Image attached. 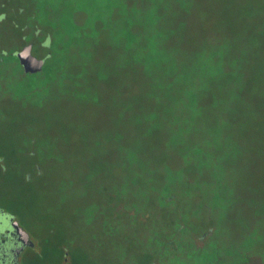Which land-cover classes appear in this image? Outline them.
<instances>
[{
  "label": "rangeland",
  "instance_id": "rangeland-1",
  "mask_svg": "<svg viewBox=\"0 0 264 264\" xmlns=\"http://www.w3.org/2000/svg\"><path fill=\"white\" fill-rule=\"evenodd\" d=\"M10 1L8 20L16 1L27 2ZM141 6L148 15L135 14ZM0 28L8 34L0 35V42L14 47L18 28L5 20ZM124 28L118 44L107 38L98 44L81 75L73 68L76 83L65 77V86L42 105H24L14 97L5 107L1 188L28 209L30 232L57 244L73 224L84 237L86 213L105 201L108 189L133 180L140 197L152 196L155 189L144 183L141 170L151 167L157 186L171 184L178 169L195 167L183 163L189 155L188 160L200 161L198 181L205 188L214 165L224 168L229 187L219 191L215 222L227 246L245 249L247 244L232 243L247 240L243 236L250 228L259 241L264 229V0H126ZM114 29L117 35L118 26ZM22 122L30 127L31 139L41 129L50 139L39 137L32 148L19 149L17 143L16 153L6 152ZM46 140L54 147H44ZM13 156L22 163H14ZM129 156L138 160L137 168L127 163ZM24 162L28 181L18 182ZM105 184L111 188L102 191ZM56 216L63 220L60 227ZM53 222L57 227L49 231L45 225ZM69 241L64 238L61 252L72 255ZM89 245L96 264L115 263L103 243ZM45 247L48 251L50 244Z\"/></svg>",
  "mask_w": 264,
  "mask_h": 264
},
{
  "label": "flooded vegetation",
  "instance_id": "flooded-vegetation-1",
  "mask_svg": "<svg viewBox=\"0 0 264 264\" xmlns=\"http://www.w3.org/2000/svg\"><path fill=\"white\" fill-rule=\"evenodd\" d=\"M84 1L91 8H86L78 0H33L34 12L29 9V0L26 3L16 1V7L12 9L13 17L8 20L6 15L11 1L0 0V27L5 20L7 26L18 28L14 47L11 44L3 45L0 38V118H6L8 112L5 107L10 108L14 97L23 100L24 105L38 106L52 91L61 85L65 86V77L69 80L73 77L76 83L73 68L76 73L79 70L81 75L91 55L96 54L98 44L107 38L115 45V42L118 44L120 38L125 37L126 0ZM135 14L148 15L142 12V6ZM116 25L117 35L114 34ZM0 30L2 37L8 35L3 31L6 28ZM28 44L31 45V54L42 61L40 69L34 72L26 69L18 56ZM29 128L26 129L25 123L22 128L16 129L15 136L5 145V151L16 153L13 147L17 143L19 149L32 148L39 137L50 139L43 129L31 135V139L27 135ZM5 135L0 134V146ZM43 143L46 148L53 146L49 140ZM188 159L189 155H185L183 163H192L195 167L189 171H184V167L178 169L171 184L167 181L157 186L154 184L156 174L152 168L141 170L146 179L144 183L155 189L152 196L140 197L141 193L136 189H141L133 184V180H128L129 185L117 183L121 186L116 185L117 188L113 189L118 190L108 189L104 195L105 201L87 211L85 219L89 224H86L87 233L84 237L73 224L71 232H67L64 227L65 232L61 233L57 244L42 242L38 234L30 232L26 225L28 209L21 208L16 203V197L9 196L0 186V264H96L89 257L93 250L89 244L102 243L105 253L111 256L114 264H264L263 228V234L257 237L259 241L254 240L255 232L250 228L249 233L243 236L247 240L232 243L247 244L246 248H230L227 246L226 234L215 222L217 208H220L217 202L219 191L229 187L222 177L221 170L224 168L214 165L215 177L211 172L210 179L213 180L210 187L205 188L206 184L201 179L198 181L202 170V167H198L200 161ZM126 160L135 168L138 167V160L134 156ZM13 162L22 163L18 159ZM26 166L24 162L23 176L18 182L28 181ZM107 188L111 187L106 184L100 187L102 191ZM129 190L135 191L137 197L132 196ZM55 219L54 222L61 225L62 218L56 216ZM54 222L45 227L49 231L53 230L57 227ZM256 225L260 226L258 223ZM66 237L74 246L72 255L65 250L61 252L62 241ZM103 238L110 239V244H105ZM46 243L50 244L48 251ZM107 264L111 263L108 261Z\"/></svg>",
  "mask_w": 264,
  "mask_h": 264
},
{
  "label": "water",
  "instance_id": "water-1",
  "mask_svg": "<svg viewBox=\"0 0 264 264\" xmlns=\"http://www.w3.org/2000/svg\"><path fill=\"white\" fill-rule=\"evenodd\" d=\"M18 56L21 59V62L25 65L26 69H29L32 72L40 69L42 61L31 54L30 44L24 46L18 53Z\"/></svg>",
  "mask_w": 264,
  "mask_h": 264
},
{
  "label": "trees",
  "instance_id": "trees-1",
  "mask_svg": "<svg viewBox=\"0 0 264 264\" xmlns=\"http://www.w3.org/2000/svg\"><path fill=\"white\" fill-rule=\"evenodd\" d=\"M216 54H218V52H216ZM213 55H214V53H213Z\"/></svg>",
  "mask_w": 264,
  "mask_h": 264
}]
</instances>
